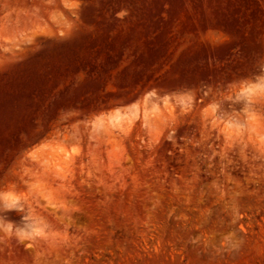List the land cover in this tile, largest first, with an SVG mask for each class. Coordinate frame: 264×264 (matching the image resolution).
I'll return each instance as SVG.
<instances>
[{
    "label": "rangeland",
    "instance_id": "1",
    "mask_svg": "<svg viewBox=\"0 0 264 264\" xmlns=\"http://www.w3.org/2000/svg\"><path fill=\"white\" fill-rule=\"evenodd\" d=\"M0 264H264V0H0Z\"/></svg>",
    "mask_w": 264,
    "mask_h": 264
}]
</instances>
